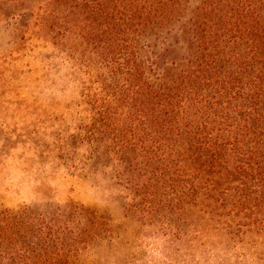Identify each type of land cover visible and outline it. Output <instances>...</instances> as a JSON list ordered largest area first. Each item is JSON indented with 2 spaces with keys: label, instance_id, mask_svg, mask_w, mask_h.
<instances>
[{
  "label": "trees",
  "instance_id": "16d2710c",
  "mask_svg": "<svg viewBox=\"0 0 264 264\" xmlns=\"http://www.w3.org/2000/svg\"><path fill=\"white\" fill-rule=\"evenodd\" d=\"M2 19L86 80L60 161L189 256L264 264V0H3ZM110 225L74 204L0 210V264H83Z\"/></svg>",
  "mask_w": 264,
  "mask_h": 264
},
{
  "label": "rangeland",
  "instance_id": "374dc122",
  "mask_svg": "<svg viewBox=\"0 0 264 264\" xmlns=\"http://www.w3.org/2000/svg\"><path fill=\"white\" fill-rule=\"evenodd\" d=\"M0 7L3 18V0ZM19 36L0 21V210L74 204L108 217L114 239L90 246L83 264H250L240 250L189 256L186 244L126 219L124 195L107 178L75 174L60 161L85 116L86 80L66 49L39 40L25 45Z\"/></svg>",
  "mask_w": 264,
  "mask_h": 264
}]
</instances>
